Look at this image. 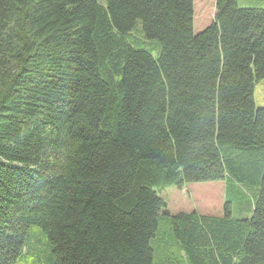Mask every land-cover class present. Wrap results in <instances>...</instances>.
<instances>
[{
	"label": "trees",
	"instance_id": "1",
	"mask_svg": "<svg viewBox=\"0 0 264 264\" xmlns=\"http://www.w3.org/2000/svg\"><path fill=\"white\" fill-rule=\"evenodd\" d=\"M214 3L0 0V264H264V0Z\"/></svg>",
	"mask_w": 264,
	"mask_h": 264
},
{
	"label": "rangeland",
	"instance_id": "2",
	"mask_svg": "<svg viewBox=\"0 0 264 264\" xmlns=\"http://www.w3.org/2000/svg\"><path fill=\"white\" fill-rule=\"evenodd\" d=\"M98 1L103 2V0ZM254 2L255 0H238L240 6H247ZM214 6V0H193L194 32H199L212 21ZM131 33L136 36L139 46L148 47L157 44L158 47V43L155 40H148L142 37L139 21H137L136 28ZM254 100L256 105L264 106V79L259 81L255 87ZM224 189L225 184L223 180H212L192 182L181 189L172 186L161 190L159 194L166 200L170 213L176 214L179 211H196L201 214L217 215L222 213ZM232 212L233 216L238 218L248 216V212L243 213L241 211L240 203L233 204Z\"/></svg>",
	"mask_w": 264,
	"mask_h": 264
}]
</instances>
